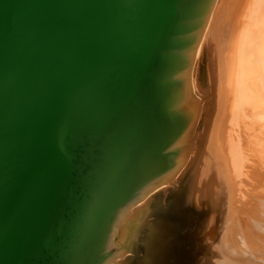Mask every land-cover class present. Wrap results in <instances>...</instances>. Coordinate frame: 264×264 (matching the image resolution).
Masks as SVG:
<instances>
[{"label":"water","instance_id":"water-1","mask_svg":"<svg viewBox=\"0 0 264 264\" xmlns=\"http://www.w3.org/2000/svg\"><path fill=\"white\" fill-rule=\"evenodd\" d=\"M215 2L0 0V264L126 248L130 208L191 157Z\"/></svg>","mask_w":264,"mask_h":264},{"label":"bare ground","instance_id":"bare-ground-1","mask_svg":"<svg viewBox=\"0 0 264 264\" xmlns=\"http://www.w3.org/2000/svg\"><path fill=\"white\" fill-rule=\"evenodd\" d=\"M195 71L196 86L203 99L191 157L168 184L130 208L132 214L140 210L141 215L126 248L107 264H144L141 247L137 250L141 232H146L143 254L162 253L164 258L171 241L167 233L169 226L164 223L168 221L167 211L171 208L167 205L165 209L162 195L169 192L177 194L181 188L187 194L185 201L190 207L185 206L186 202L178 193L175 214L189 220L196 208L197 221H192L195 217L189 220L191 226H195L188 236L197 243L199 254L205 250L202 247L207 240L212 247L211 252L216 254L213 253L215 258L211 259L218 260L219 264L221 260L225 264L227 259L230 261L226 264H233L231 260H241L239 264H264L263 246L260 251L254 248V244L248 246L247 242L252 240H245L247 235L244 238L236 231L239 227L236 219L232 218L237 224L230 219L237 211L232 207L234 197L236 200L239 198V207L241 199L249 202L248 194H254L249 188L260 189V179L264 178V0H216L196 55ZM182 181L186 182L184 187L181 186ZM262 192L264 194V189ZM256 203L257 210L254 211L259 212L262 221L254 226L263 233L264 198ZM227 207L229 216L232 215L227 220L228 225L235 235L227 233L225 236L219 232L214 246L213 232L219 223L227 219L223 215ZM242 211L238 213H245ZM253 212L250 214L254 215ZM211 215L212 219H209ZM205 218L210 224L209 229L206 228V220L203 223ZM240 218L246 232L250 222L244 226L247 220L242 216ZM202 223L204 228L201 230ZM128 253L133 255L123 257ZM218 256H221L220 261ZM211 259L210 264L217 262L213 260L211 263Z\"/></svg>","mask_w":264,"mask_h":264},{"label":"rangeland","instance_id":"rangeland-1","mask_svg":"<svg viewBox=\"0 0 264 264\" xmlns=\"http://www.w3.org/2000/svg\"><path fill=\"white\" fill-rule=\"evenodd\" d=\"M262 175V174H261ZM262 176H264V174L262 175ZM262 179H264V178H261L260 179V189L258 188L257 189V191L256 190H253V189H251V187L249 188V191H251V192H253L254 194H252V193H250V195L248 194V197H250V199H248V198H246V200L248 199V201L249 202H246L245 201V198H243V199H241L242 200V203L240 202L239 204H242V205H240L241 207H239L238 206V204H237V201L239 200V198L236 200V196L234 197V199L232 200L233 201V204H232V207L234 208V209H236L237 211H236V214H234L232 217L231 216H229L230 215V211H229V208L227 207V209L225 210L224 209V212H223V215L225 216V217H227V219L226 220H223V222H221V223H219V225H218V227H216V230H214V232H213V234H215L216 235V237H215V235H214V238H213V234H212V238L214 239H212V245H214V243H215V245L217 244L216 243V241H217V237H218V235H220V233L222 232V234H224L225 236L227 235V233H229V235L230 236H232V235H235V234H233V231H230L231 230V227H229V225H228V221L227 220H229L228 218L229 217H231L230 219L231 220H233L234 222H235V219H236V222L238 223V225H239V227L237 228V232L239 231L240 232V234H241V236H243L244 238L246 237L245 236V234L247 235V237L245 238V240L248 238V239H250V240H252V241H249V243L247 242V245L248 246H251V245H253L254 246V248H258V250L260 251V248L262 249V250H264L263 248H264V232L262 233L261 232V229L260 228H258L256 225L254 226V224L256 223V222H258V223H261V221H262V218H260V216H259V212L257 211H254V210H257V203H256V201H260V200H262L263 198H264V194H263V189H264V180L262 181ZM187 180H189V177L185 180L186 182H187ZM263 183H262V182ZM186 182H183L182 181V183H181V186H183L184 187V185H186L185 183ZM254 187V186H253ZM182 190V191H181ZM181 190H179L178 191V193H180L181 195H182V197H183V200L185 201V199H186V197H187V194H186V192H185V190H184V188L182 189L181 188ZM170 193V192H169ZM167 194V195H165V196H163L162 195V198H163V201L165 202V209L167 208V205H168V208H171L170 209V211H167L168 212V221L167 222H165L164 224H166V226H169L168 227V231H167V233H168V235H169V237H170V245H167V247H166V251H165V256H164V258H163V254L161 253V254H150L149 255V253H147V252H144V254H143V236H146V232L144 233V232H141V233H143V234H139L140 236H138V237H140V238H138V247H137V250L138 249H140V247H141V249H140V254L144 257V264H208L209 262H210V259H211V257L213 258V256H214V258H215V253H214V251H213V253L215 254V255H213V253L211 252L212 251V247L211 246H209V244H210V242H209V244H208V242H207V240H205L206 241V243H205V245H203V247L202 248H204L205 250L201 253V254H199V251H198V248L196 247L197 246V243L195 242V241H191L190 239V236H188V235H190L191 233V231H194V226H191V224H190V222H189V220H192V218H194L192 221L194 222V221H197V216L198 215H196V213H194L195 212V209L196 208H194V211H193V214H192V216H191V219H189V220H187V219H184V218H182L181 216H177V214H175V204H176V202H177V198H176V195H178V193L177 194ZM247 193H248V190H247ZM257 195H259V197L257 196ZM262 199H261V198ZM188 199V198H187ZM186 199V200H187ZM257 199V200H256ZM168 202H167V201ZM252 200V201H251ZM253 200H255V201H253ZM240 201V200H239ZM238 201V202H239ZM251 201V202H250ZM186 202V205L185 206H187L188 207V209H189V207H190V205H189V203L187 202V201H185ZM184 202V203H185ZM231 203V202H230ZM246 203H249V205L248 204H246ZM235 204V205H234ZM250 204H252V206H254L253 208L252 207H250L251 205ZM163 205V204H162ZM172 205V206H171ZM225 206V205H224ZM227 206H228V204H227ZM236 206H238L239 208H241V209H239L238 207H236ZM164 207V206H163ZM230 207V206H229ZM244 207V208H243ZM248 207V208H247ZM174 208V209H173ZM191 208H193V207H191ZM190 208V209H191ZM243 208V209H242ZM246 208V209H245ZM240 210V211H239ZM243 210V211H242ZM252 210V211H251ZM226 211L228 212V213H226ZM245 212V213H243V214H239L240 212ZM254 211V212H253ZM239 212V213H238ZM250 212L252 213L253 212V214L254 215H252V214H250ZM257 213V214H256ZM226 214H228V216H226ZM245 214V215H244ZM194 215V216H193ZM244 215V216H243ZM257 215V216H256ZM177 216V217H176ZM243 217L244 218V220H247V221H245V225L244 226H246V224H248V222H250V224H248L247 226H248V228L246 227L245 228V230H246V232H244V228H243V222H241V218L240 217ZM245 216H247V219L245 218ZM235 218V219H232V218ZM209 218V217H208ZM242 218V219H243ZM260 220H259V219ZM209 219H212V215L210 216V218ZM239 219V220H238ZM205 220H206V222H205ZM250 220V221H249ZM170 221V222H169ZM210 221V220H209ZM243 221V220H242ZM205 222V224L206 225H208V226H206V228H210L209 226H210V224H209V222H207V219L205 218L204 220H203V223ZM235 222V223H236ZM203 223L201 224V226H200V229L202 230V227L204 228V226H203ZM236 223V224H237ZM242 223V224H241ZM251 225V226H250ZM220 226V227H219ZM207 229V230H208ZM206 230V231H207ZM217 230H219V231H217ZM225 231V232H224ZM249 231H251V232H249ZM220 232V233H219ZM237 232H236V234H237ZM208 233V232H207ZM254 233H255V235H254ZM258 233V234H257ZM141 236H142V238H141ZM224 236V237H225ZM217 238V239H216ZM253 240H254V242H253ZM239 242H240V240H239ZM140 244V245H139ZM233 244H234V246H235V243L233 242ZM207 245L209 246V247H207ZM214 245V246H215ZM241 245H243L244 246V244H241ZM246 245V244H245ZM238 246H240V244L238 245ZM256 246V247H255ZM211 247V248H210ZM242 247V246H241ZM210 248V249H209ZM253 248V247H252ZM165 250V249H164ZM138 252V251H137ZM162 252V251H161ZM126 255V256H125ZM123 257H129V256H131V255H133L132 253H128V254H125ZM210 258V259H206V258ZM218 257H220L219 258V261L221 260V256H218ZM216 258H217V256H216ZM206 259V260H205ZM222 259H224L223 257H222ZM214 260V259H213ZM212 259H211V263H212V261H213ZM226 259H224V261H225ZM228 260V261H227ZM226 260V262H229L230 260L229 259H227ZM143 261H141V262H143ZM215 261H217V262H215ZM222 262H223V260H221ZM233 261V264L235 263V264H239L240 263V261L241 260H235L236 262H234V260H231V262ZM214 262H215V264H219V262H218V260H214ZM222 262H220L221 264H222ZM226 262H224L225 264H226ZM244 263V262H243ZM210 264V263H209ZM228 264H231V263H228Z\"/></svg>","mask_w":264,"mask_h":264}]
</instances>
